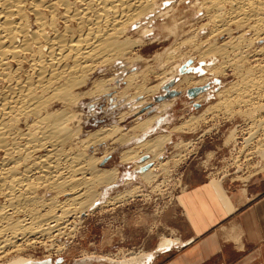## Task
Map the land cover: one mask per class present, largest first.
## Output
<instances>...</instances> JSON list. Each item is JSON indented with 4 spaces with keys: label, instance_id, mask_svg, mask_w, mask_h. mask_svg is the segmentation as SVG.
Wrapping results in <instances>:
<instances>
[{
    "label": "bare ground",
    "instance_id": "6f19581e",
    "mask_svg": "<svg viewBox=\"0 0 264 264\" xmlns=\"http://www.w3.org/2000/svg\"><path fill=\"white\" fill-rule=\"evenodd\" d=\"M164 1L0 0V264H54L52 257L40 260L26 255L28 246L48 245L81 224L83 214L100 201L105 188L117 182L116 169L101 165L114 147L123 148V163L150 156L137 166L152 163L139 175L145 183L158 176L155 166L164 170L165 163L159 158L171 133L149 134L158 128L161 114L177 102V94L157 101L156 111L138 117L128 131L116 123L88 132L85 99H97L126 82V87L114 94L115 104L130 105L121 120L135 112L146 113L151 102L145 99L166 86L182 92L202 87L194 96L196 101L217 98L209 109L234 93L251 95L245 100L251 107L257 103L252 96L264 99V0H195L205 10L207 22L196 29L189 26L188 31L195 33L167 49L172 51L164 58L171 62L178 52L175 48L188 45L194 52L186 54V59L191 60L196 52L201 64L190 60L179 63L174 58L178 63L164 71L162 67L168 65H162L156 85H137L146 67L129 69L137 60H146L133 53L136 46H143L144 39L132 40L129 33L132 29L143 36L153 32V18H147L151 13L171 17L170 23L163 22L164 28L171 35L176 33L181 23L177 13L170 16V7L161 8ZM143 19L149 24L142 25ZM206 27L207 38L196 40L197 31ZM220 36L226 37L218 40ZM119 60L124 63L120 71L102 80L93 78L100 66ZM228 70L236 81L227 86L223 83L216 90L213 86L221 83L216 77ZM88 86L90 90H86ZM261 105L256 108L262 110L264 102ZM254 136L245 141L251 142ZM104 140H111L114 147L96 156L94 151L100 150ZM245 154L263 158L264 148L249 149ZM176 242V238L164 236L156 250L170 249ZM154 252L133 253L121 264H150Z\"/></svg>",
    "mask_w": 264,
    "mask_h": 264
},
{
    "label": "rangeland",
    "instance_id": "374dc122",
    "mask_svg": "<svg viewBox=\"0 0 264 264\" xmlns=\"http://www.w3.org/2000/svg\"><path fill=\"white\" fill-rule=\"evenodd\" d=\"M194 1L195 0H167L163 2L161 8L167 9L170 7V16L177 13L175 15L181 23L179 28L184 25L185 30L182 29V26L180 29L178 28L179 30L177 29V34L173 33V35H171L172 33L169 32L170 30L164 28L163 22L167 20L170 23L171 17L165 19L164 17L157 16V18L155 13L147 15V18H153L151 22L152 27L154 26L153 32L143 36L140 34V31L136 32L135 29L131 30L129 35L132 40L136 38L139 39L140 37L144 39L143 46H136L135 52L133 53H137V55L142 56L146 60H137L134 66L129 69V71H134L144 70V67L147 68H145V73H140L142 76L140 75L137 85L152 87L160 81L161 76H159L158 73H161L162 70L164 71L171 68L170 66L175 65L177 61L182 63V61L190 60V58L186 59L187 55H190L189 53L194 51L189 50L188 45H182L183 48H181L182 46L175 48L178 52L180 50L181 53L176 51V56L174 55L175 57L171 59V62L170 60H166L164 56L167 57L168 54H170L169 51H172V48L176 47L183 39L195 33L196 30L188 31L190 28L189 26H193V28L196 29L207 22L208 19L205 16V10H201L198 3ZM183 21L187 22L183 24ZM141 23L142 25L149 24L146 19H143ZM139 24L140 22H138V25ZM197 33L196 35L198 36L196 37L199 38L196 39L195 37L196 40H205L209 33V28L206 27V29H201L200 32L197 31ZM225 37L226 36H220L218 40H222ZM261 42H264V40ZM170 47H172L171 50H167ZM180 56L182 57L180 58ZM192 56L194 57L191 58V63L197 62L201 64L202 60H198L196 52ZM166 61L169 63H166ZM161 62H163V64ZM172 62L174 63L172 64ZM148 64L149 66H147ZM123 65L124 63L122 60L115 63L111 62L109 64H104L97 69L93 78L102 80L103 78L110 77L113 73L120 71ZM162 65L168 66L162 67ZM216 78L221 81V83H217L213 86L216 90L222 86L221 84L224 83V85H229L237 79L231 70H228L226 75H219ZM121 84L122 85L113 88L112 91L110 90L111 94H104L97 99H92L91 97L85 99L84 113L87 115L85 114L84 118L87 120L86 127L88 132L94 131L101 126L113 125L116 123L122 126L124 125L123 131H128L129 128L135 124L134 122L137 121L138 117V119H140L156 111L155 106L157 105V101L161 100V97L162 99H166L172 96L168 94L167 91L169 90V86H166L164 89L157 92L153 98H151L152 96L150 95V97L148 96L149 98L145 99L146 102H151L149 106H147L149 110L146 113L135 112V114L128 116L125 120H121L122 113L130 108V105L127 107L114 103V94H117V91L126 87V82H122ZM88 87L89 88H86V90L91 89V86ZM132 91H135V89ZM170 91H174L175 94H177V102L161 114L162 121L159 122L158 128L149 134L151 137L159 133H171V139L165 144L164 152L161 158H159L162 164L165 163V168L163 167L164 170H161L158 165L155 166V171L158 176H153L155 179L152 177V182L145 183L139 175L142 173L144 167L149 168L152 166V163L145 164L144 167L137 166L145 160H148L150 156L147 154L140 159H136L134 162L123 163L120 159L121 149L123 148H120V146L119 148H117L118 146L115 148L111 140H104L103 143L98 146L100 150L98 149L94 152L96 156H100L105 149L114 147L113 150L111 149V154L104 158V162H102L101 165L106 168L114 167L116 169V173L118 172L117 182L115 181L114 184L105 188V193L99 199L100 201L87 211L86 214H83L81 224L77 223L73 229L69 230L68 234L48 241V245L37 243L36 246H28L26 255H34L35 258L40 260L52 257L54 264H121L122 261L130 258L132 255L143 253L145 249L142 247L133 248L130 244L132 241L129 239L130 220L134 217L136 212H141L143 215L148 212L153 213V216H157L164 210L167 203L176 197L178 192L185 185L184 182L182 184L183 166L190 160L194 152H197L198 158L202 154H205V152L201 154L198 148L201 142L208 143L215 140L216 143L224 144L220 152L215 153L214 151H208L206 156L202 157V160L207 159L208 161L204 163L205 166L208 167L209 170L214 171V173L211 174L212 176L240 182L246 181L256 174H264V157L254 156L251 158L250 155L248 156L245 154L249 149L254 150L258 147L264 148V111H262L264 107H261L262 110L258 109V106H262L261 103L264 102L263 98L259 97L258 99V97L255 96L256 100L255 97L252 96L254 103L257 102L256 105L254 104L252 106L253 109L251 105L249 106L247 101H245L247 98L249 99L251 95H248L246 92L234 93L235 95H232L234 99L231 97L227 99V101L224 100L220 102L217 107L213 106L211 107L212 109H209L208 106L210 103L216 102V97H212L210 100L201 98L200 100L198 99L199 101H196L194 97L196 93H190L189 89L184 92L178 90ZM245 94L247 96H245ZM230 100L232 104L229 102ZM236 100H239V102L237 101V103ZM243 103L246 104L245 107ZM256 106L258 108H256ZM207 108L210 111H206ZM257 109L261 112L257 111ZM255 111L257 112L255 113ZM94 112L95 114H93ZM244 112H248L247 115L244 114ZM195 116L196 119L194 118L195 120L191 121L190 119ZM248 116L251 117L252 120ZM257 119L258 121H256ZM257 129L259 131H257ZM254 133L256 136H254ZM252 135L254 136L252 137L253 141H245L247 137ZM209 147L211 148V146ZM91 152L94 153L93 149H91ZM211 159H215V161L213 160L212 163L210 162ZM155 163L158 162L156 161ZM261 167L263 170H260ZM129 189L131 193L127 192Z\"/></svg>",
    "mask_w": 264,
    "mask_h": 264
},
{
    "label": "crops",
    "instance_id": "0c3cea01",
    "mask_svg": "<svg viewBox=\"0 0 264 264\" xmlns=\"http://www.w3.org/2000/svg\"><path fill=\"white\" fill-rule=\"evenodd\" d=\"M223 145L199 143L205 154L183 166L176 197L157 216L136 212L130 220V244L155 251L150 264H264V174L240 182L212 176L202 157ZM164 235L176 245L156 250Z\"/></svg>",
    "mask_w": 264,
    "mask_h": 264
},
{
    "label": "water",
    "instance_id": "95a60500",
    "mask_svg": "<svg viewBox=\"0 0 264 264\" xmlns=\"http://www.w3.org/2000/svg\"><path fill=\"white\" fill-rule=\"evenodd\" d=\"M199 89L200 88L191 89L190 93H196V92H198ZM167 91H168V94H171V95L175 94L174 91H170V90H167ZM161 99H162V97H161Z\"/></svg>",
    "mask_w": 264,
    "mask_h": 264
}]
</instances>
